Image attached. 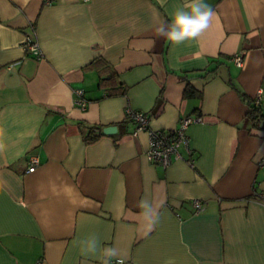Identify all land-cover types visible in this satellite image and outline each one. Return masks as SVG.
Returning <instances> with one entry per match:
<instances>
[{
	"label": "crops",
	"instance_id": "crops-1",
	"mask_svg": "<svg viewBox=\"0 0 264 264\" xmlns=\"http://www.w3.org/2000/svg\"><path fill=\"white\" fill-rule=\"evenodd\" d=\"M185 2L0 0V264H101L82 255L93 235L125 264H264V131L244 122L264 91V0H204L209 28L173 44L157 29ZM111 70L126 95L100 86ZM128 106L153 129L203 121L163 167ZM92 125L118 130L88 143ZM141 200L158 206L151 231Z\"/></svg>",
	"mask_w": 264,
	"mask_h": 264
},
{
	"label": "built area",
	"instance_id": "built-area-1",
	"mask_svg": "<svg viewBox=\"0 0 264 264\" xmlns=\"http://www.w3.org/2000/svg\"><path fill=\"white\" fill-rule=\"evenodd\" d=\"M23 48L26 52L25 54L28 56H33L37 59H41L43 57V53L36 37V24H31L30 30L25 32ZM235 61L238 65H242L244 62L242 55L239 54L235 56ZM78 93V105L84 108L86 106V100L83 97V91L80 90ZM263 94L264 91L260 90L256 98L260 99ZM125 114L126 118H129L136 123L135 134H138L142 131H147L149 133L150 141L147 156L150 161L160 164L163 167H168L174 159L182 158L180 148L181 146L188 147L189 138L187 130L189 126L193 123L203 121L201 116H185L181 119L178 128L173 130H163L151 128L150 118L143 111L134 110L128 106L126 108ZM189 161V163L192 164V161ZM30 163L31 167L29 168V172H33L36 169V164H38V158L36 155L30 156ZM202 203L203 202L200 199L193 200V205L196 209V212L203 210ZM114 264H116V260Z\"/></svg>",
	"mask_w": 264,
	"mask_h": 264
},
{
	"label": "clouds",
	"instance_id": "clouds-1",
	"mask_svg": "<svg viewBox=\"0 0 264 264\" xmlns=\"http://www.w3.org/2000/svg\"><path fill=\"white\" fill-rule=\"evenodd\" d=\"M214 16L215 10L204 0H186L185 4L175 11L170 22L162 24L157 29V34L173 44L195 40L209 28ZM138 206L144 215L146 229L151 231L159 222L158 206L147 200H141ZM82 244L84 245L82 255L85 257H95L99 251H102L101 264H110L113 259L116 260V264H125V259L120 257L116 247L102 246L98 237L94 235Z\"/></svg>",
	"mask_w": 264,
	"mask_h": 264
},
{
	"label": "trees",
	"instance_id": "trees-1",
	"mask_svg": "<svg viewBox=\"0 0 264 264\" xmlns=\"http://www.w3.org/2000/svg\"><path fill=\"white\" fill-rule=\"evenodd\" d=\"M99 60L96 65L99 66ZM105 68V67H104ZM117 73L111 70V73L102 74L100 77V86H107L108 95H126L127 88L123 83L116 81ZM199 93L191 86L188 85L185 90L187 97L198 95ZM242 94V93H241ZM244 96V94H242ZM245 97V96H244ZM248 102V112L245 118V124L252 129L264 131V94L260 99L245 98ZM127 119V118H126ZM104 127L102 125H92L88 127V131L84 134L85 141L91 143L97 140L103 133Z\"/></svg>",
	"mask_w": 264,
	"mask_h": 264
},
{
	"label": "water",
	"instance_id": "water-1",
	"mask_svg": "<svg viewBox=\"0 0 264 264\" xmlns=\"http://www.w3.org/2000/svg\"><path fill=\"white\" fill-rule=\"evenodd\" d=\"M117 130L118 127L116 125H108L104 127L103 132L106 134H114L117 132Z\"/></svg>",
	"mask_w": 264,
	"mask_h": 264
}]
</instances>
